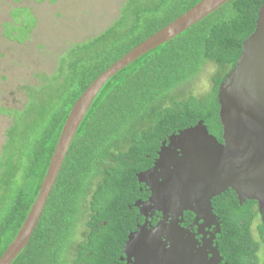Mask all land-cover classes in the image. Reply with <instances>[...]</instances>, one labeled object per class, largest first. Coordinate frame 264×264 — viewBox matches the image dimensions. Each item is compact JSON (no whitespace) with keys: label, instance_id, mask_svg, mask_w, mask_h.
Segmentation results:
<instances>
[{"label":"trees","instance_id":"16d2710c","mask_svg":"<svg viewBox=\"0 0 264 264\" xmlns=\"http://www.w3.org/2000/svg\"><path fill=\"white\" fill-rule=\"evenodd\" d=\"M40 2V0H36ZM202 0H127L119 19L96 38L75 44L59 61L62 81L32 93L12 119L0 149V257L37 197L65 121L104 71ZM264 0H230L193 27L114 75L91 105L70 146L35 231L12 264H73L74 240L89 216L110 221L137 174L152 166L162 141L202 121L222 143L218 88L255 30ZM210 87L194 83L207 65ZM35 92V91H30ZM224 264H263V225L255 201L239 204L228 190L212 200ZM104 237L112 241L111 230Z\"/></svg>","mask_w":264,"mask_h":264},{"label":"water","instance_id":"95a60500","mask_svg":"<svg viewBox=\"0 0 264 264\" xmlns=\"http://www.w3.org/2000/svg\"><path fill=\"white\" fill-rule=\"evenodd\" d=\"M229 1L202 0L115 62L81 94L62 128L37 197L0 264H12L27 247L75 135L103 86ZM218 104L222 143L199 121L163 141L153 167L137 175L151 194L144 209L160 213L162 219L152 232L141 230L126 244L125 253L135 259L134 264H219L222 257L214 240L221 223L213 213L212 200L228 190L240 205L257 203L264 237V2L254 32L218 88ZM184 213L194 216L187 229L180 226Z\"/></svg>","mask_w":264,"mask_h":264},{"label":"rangeland","instance_id":"374dc122","mask_svg":"<svg viewBox=\"0 0 264 264\" xmlns=\"http://www.w3.org/2000/svg\"><path fill=\"white\" fill-rule=\"evenodd\" d=\"M126 2L0 0V107L21 110L28 95L49 93L64 78L57 71L59 61L68 63L75 44L88 42L111 27ZM214 70L209 64L196 79V94L209 89ZM11 123V117L0 114V149Z\"/></svg>","mask_w":264,"mask_h":264},{"label":"flooded vegetation","instance_id":"af4514ba","mask_svg":"<svg viewBox=\"0 0 264 264\" xmlns=\"http://www.w3.org/2000/svg\"><path fill=\"white\" fill-rule=\"evenodd\" d=\"M159 150L156 152V156L153 157L150 168L153 167ZM138 186V191L133 188L132 191L127 192L123 201L118 204L117 209L110 212V221L101 222L94 214L93 217L92 214L89 216L85 223L90 225L83 226L82 230L77 232V239L74 240L77 252L79 253L82 250L83 253L72 257L73 264H134L135 259L125 253L126 244L131 238H135L141 230L145 234L152 232L162 219L160 213L144 209V205L149 201L151 194L148 188L139 181ZM141 209H144L143 214H141ZM193 221L194 216L191 213H184L180 226L187 229L193 224ZM108 230H111L112 241L104 237V233ZM196 231L197 228L195 227L193 232ZM196 239L201 240V236H196ZM219 264H224L223 259Z\"/></svg>","mask_w":264,"mask_h":264}]
</instances>
